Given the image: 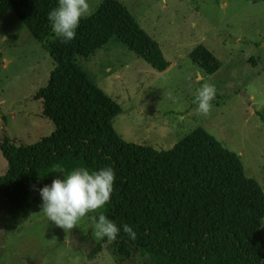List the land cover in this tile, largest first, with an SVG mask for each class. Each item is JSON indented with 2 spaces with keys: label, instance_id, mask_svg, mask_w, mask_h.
<instances>
[{
  "label": "trees",
  "instance_id": "trees-1",
  "mask_svg": "<svg viewBox=\"0 0 264 264\" xmlns=\"http://www.w3.org/2000/svg\"><path fill=\"white\" fill-rule=\"evenodd\" d=\"M58 0H0V18L13 11L44 48L54 66L35 98L54 125L51 134L32 144H16L3 134L0 152L7 171L0 175V211L16 217L34 188L59 164L66 173L84 167L115 173L104 213L121 228L115 242L125 257L136 251L148 264H264V191L244 173L239 155L202 127L170 149L127 142L113 129L120 106L91 82L75 61L116 36L153 69L169 66L162 49L119 0H103L82 18L69 42L52 36L49 12ZM190 59L204 73L220 66L213 52L197 45ZM129 224L135 241L124 232ZM107 242L105 238L102 240ZM97 243L89 256L99 252Z\"/></svg>",
  "mask_w": 264,
  "mask_h": 264
},
{
  "label": "rangeland",
  "instance_id": "rangeland-1",
  "mask_svg": "<svg viewBox=\"0 0 264 264\" xmlns=\"http://www.w3.org/2000/svg\"><path fill=\"white\" fill-rule=\"evenodd\" d=\"M102 1L88 0L90 13ZM119 1L158 42L169 66L153 69L116 36L87 57H75L120 106L114 131L127 142L167 150L200 126L239 155L244 173L264 191V0ZM51 38L38 41L13 11L0 18V139L6 134L16 144H32L53 132L35 98L54 66L44 48ZM197 45L220 61L214 73L190 59ZM204 83L215 87L216 96L209 114L200 115L194 99ZM6 171L0 152V175ZM56 178L65 177L39 183L16 217L0 211V264H148L136 251L125 257L115 241L94 237L97 212L69 232L48 221L39 189ZM97 243L101 250L89 256Z\"/></svg>",
  "mask_w": 264,
  "mask_h": 264
},
{
  "label": "clouds",
  "instance_id": "clouds-1",
  "mask_svg": "<svg viewBox=\"0 0 264 264\" xmlns=\"http://www.w3.org/2000/svg\"><path fill=\"white\" fill-rule=\"evenodd\" d=\"M88 0H58V6L48 14L52 31L63 42H69L76 36L82 18L90 15ZM216 89L213 85L204 83L196 90L194 103L196 112L207 115L211 110V102L215 99ZM51 172L63 173L64 179L56 178L51 185L39 189L42 199V212L48 221L66 232L77 227L79 221L89 213H96L109 202L115 173L106 167L99 171H89L84 167L73 169L66 173L59 164L54 165ZM94 232L97 240L115 241L121 228L100 212L98 217H92ZM123 232L133 241L137 233L129 224L123 225Z\"/></svg>",
  "mask_w": 264,
  "mask_h": 264
}]
</instances>
